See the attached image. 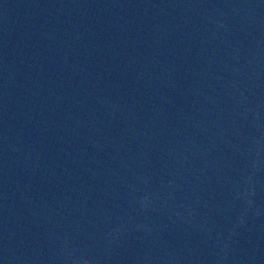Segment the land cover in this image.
<instances>
[{
	"label": "water",
	"instance_id": "95a60500",
	"mask_svg": "<svg viewBox=\"0 0 264 264\" xmlns=\"http://www.w3.org/2000/svg\"><path fill=\"white\" fill-rule=\"evenodd\" d=\"M0 264H264V0H0Z\"/></svg>",
	"mask_w": 264,
	"mask_h": 264
}]
</instances>
